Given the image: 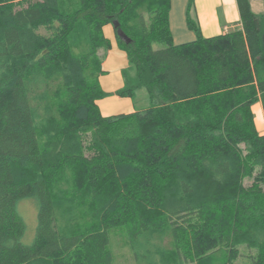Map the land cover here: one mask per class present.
Returning a JSON list of instances; mask_svg holds the SVG:
<instances>
[{"label":"trees","instance_id":"16d2710c","mask_svg":"<svg viewBox=\"0 0 264 264\" xmlns=\"http://www.w3.org/2000/svg\"><path fill=\"white\" fill-rule=\"evenodd\" d=\"M194 2L176 44L171 0H0V264H114L118 228L135 264H264V13L237 0L241 27L207 37ZM109 23L137 74L117 94L146 89L143 109L101 112Z\"/></svg>","mask_w":264,"mask_h":264},{"label":"crops","instance_id":"0c3cea01","mask_svg":"<svg viewBox=\"0 0 264 264\" xmlns=\"http://www.w3.org/2000/svg\"><path fill=\"white\" fill-rule=\"evenodd\" d=\"M249 1L255 13H264V0ZM188 3L189 0H171L170 29L176 44L196 39L195 31L190 29L187 23ZM191 12L199 23L202 33L207 37L223 34L241 27V16L237 0H195ZM105 32L112 40V48L105 52L102 73L99 76V83L102 88L109 92L107 96L98 100L101 112L105 115H113L136 111L138 109L136 108L134 96L117 94V90L136 78V68L129 60L126 52L117 45L112 28L106 25ZM255 106H258L262 115L261 128L258 127V130L260 133H264L263 104L261 101H257L252 105L256 114Z\"/></svg>","mask_w":264,"mask_h":264},{"label":"rangeland","instance_id":"374dc122","mask_svg":"<svg viewBox=\"0 0 264 264\" xmlns=\"http://www.w3.org/2000/svg\"><path fill=\"white\" fill-rule=\"evenodd\" d=\"M106 25L107 27L112 28L113 33H115L114 39H116L115 41L117 42V45L119 46L118 37L114 30L113 24L109 23ZM105 26H104V33L106 35ZM42 31L46 33L45 29H42ZM107 38L109 39V44L98 46L96 50V63H95L94 71L92 75H93L94 80L98 83H99V76L102 73L103 59H104L103 57H105V52H108V50L112 48V40L109 36H107ZM161 46L163 45L155 44V47H161ZM134 101H135L137 109H143L149 106L150 99H149L147 90L146 89L137 90L134 94ZM255 110H256V114L252 108V111L254 113L255 124L258 129V127L261 128L262 115H261V112L258 106H255ZM17 211L22 216L25 222V225H26L25 233L23 236V241L27 244H30L34 240L36 230H37V225H38L37 202L32 198H23L17 204ZM112 248L114 251V264H135L132 249L128 242V238L126 237V234L124 233L122 228H118L112 233ZM240 252L241 253L238 258V261L241 263L248 262L249 260H251L250 256L253 253H255L253 249H249L245 245H242L240 247Z\"/></svg>","mask_w":264,"mask_h":264},{"label":"water","instance_id":"95a60500","mask_svg":"<svg viewBox=\"0 0 264 264\" xmlns=\"http://www.w3.org/2000/svg\"><path fill=\"white\" fill-rule=\"evenodd\" d=\"M114 25L116 26V27H119V22L118 21H116L115 23H114ZM117 33H118V35L123 39V40H125L126 42H130L131 41V38L119 27L118 29H117Z\"/></svg>","mask_w":264,"mask_h":264}]
</instances>
